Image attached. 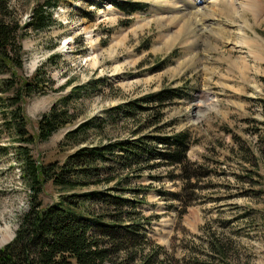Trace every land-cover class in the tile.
Returning <instances> with one entry per match:
<instances>
[{
    "label": "rangeland",
    "instance_id": "obj_1",
    "mask_svg": "<svg viewBox=\"0 0 264 264\" xmlns=\"http://www.w3.org/2000/svg\"><path fill=\"white\" fill-rule=\"evenodd\" d=\"M44 1L8 0L22 25ZM56 1L54 24L41 32L28 31L21 41L22 76L29 78L39 69L50 86L24 105L28 133L36 134L41 115L71 88L86 85V91L76 105L74 125L59 129L44 143L22 146L30 149L38 164H62L77 148L63 143L66 132L91 118L105 120L108 110L117 105L139 101L142 110L128 118L114 111L116 121L103 126L102 132H92L87 144L133 140L132 132L144 120H153L157 112L161 123L145 133L160 138L188 134L186 159L193 177L185 192L180 167L160 156L142 160L138 179L125 178L134 166L118 171L122 188L143 190L138 193V198L144 197L138 211L152 218L148 238L177 258L190 250L201 260L210 250L209 239H218L227 248L230 264H264V159L258 153V140L264 135V59L254 62L247 57L246 63L241 62L247 50L234 48L240 29L264 43V0H259L261 18L254 21L246 13L245 22L233 17L227 5L221 18L212 19L201 0ZM124 2L144 7L127 15L116 7ZM187 7L195 13L193 20L171 43L179 28L175 24L180 17L175 13L184 14ZM219 28L232 36L218 38ZM194 34L200 37L196 47L186 49L185 41ZM67 82L70 85L57 92ZM163 89L177 90L181 97L153 102L151 97ZM2 122L0 236L7 230L13 237L19 218L28 210L30 190L15 156L14 148L20 143ZM155 147L167 150L162 144ZM100 188L64 191L48 182L40 199L47 206L62 196ZM132 192L119 194L133 198Z\"/></svg>",
    "mask_w": 264,
    "mask_h": 264
},
{
    "label": "trees",
    "instance_id": "obj_2",
    "mask_svg": "<svg viewBox=\"0 0 264 264\" xmlns=\"http://www.w3.org/2000/svg\"><path fill=\"white\" fill-rule=\"evenodd\" d=\"M57 6L56 0H45L31 10L29 20L22 25L8 0H0V120L4 119L1 123L4 130L12 132L20 143L14 148L15 156L30 190L28 210L19 218L13 240L0 249V264H230L227 248L218 239H209L210 250L203 260L190 250L177 258L173 251L156 244L147 236L152 218L138 211V206L144 203V197L138 198V193L143 190L121 187L118 171L131 170L134 166L125 178L138 179L142 175V160L150 161L158 156L166 159L167 164L172 161L180 167L184 180L182 191L191 186L193 175L186 159L188 134L179 132L160 138L144 132L161 123L159 112L132 132L136 137L133 140L87 144L92 132H102L103 126L116 121L114 111L120 110L128 118L142 110L139 101L111 108L105 120L91 118L79 123L63 137L66 146L77 148L62 164H38L30 149L22 146L36 141L44 143L59 129L74 125L78 118L76 105L85 95L86 85L71 88L41 115L36 134L28 133L24 105L34 95L44 94L50 86L48 77L39 69L29 78L22 76L21 41L28 31L50 28L54 24L52 11ZM116 7L130 15L142 11L144 6L124 2ZM69 85L67 82L57 92ZM180 97L177 90L163 89L151 98L162 104ZM156 144L167 150H156ZM258 153L264 159V135L258 140ZM48 182L64 191L101 188L62 196L57 203L43 206L40 196ZM126 191H133V198L119 194Z\"/></svg>",
    "mask_w": 264,
    "mask_h": 264
},
{
    "label": "bare ground",
    "instance_id": "obj_3",
    "mask_svg": "<svg viewBox=\"0 0 264 264\" xmlns=\"http://www.w3.org/2000/svg\"><path fill=\"white\" fill-rule=\"evenodd\" d=\"M197 1V0H196ZM202 3H204L203 9L205 12L208 13V15L212 19L217 20L221 18V16L224 14L223 13V6L227 5L228 7L231 8V12L233 14V17H238L242 21H246L244 17H246V13H250L252 19L254 21L259 20L261 18V12L263 9L261 8V5L259 3V0H229L228 3L223 2V0H201ZM186 6V5H184ZM263 6V5H262ZM227 7V8H228ZM184 14L178 15L175 13L176 16L180 17V19H177V22L175 26H179L178 31L173 35L170 40L171 43L173 41H176L178 39L179 35L183 34L185 30H187V25L190 24V22L193 20V16L195 13H191L192 10H190L188 7L183 10ZM168 21V20H167ZM242 23L244 25L245 23ZM174 24V23H173ZM172 24V26H173ZM146 25V24H145ZM137 26V25H136ZM220 27V26H219ZM242 28V27H240ZM220 30L216 33L218 38H223L227 37V35H231V31L225 30L221 31ZM177 30V29H176ZM237 39H236V44L234 48L236 49L237 45L239 46V50L241 52L242 48H245L247 52L242 53L245 54L246 56L241 58V62H245L248 59L247 57H251L254 62L264 59V43L261 41L257 36L255 37H250L248 34L243 30H239V33L236 34ZM235 35V36H236ZM205 38V37H204ZM229 38V37H228ZM200 39L196 34H194L192 39L186 40V49H192L196 47L197 45V40ZM238 49V48H237ZM12 239V233L9 231H4L2 235L0 236V246L5 245Z\"/></svg>",
    "mask_w": 264,
    "mask_h": 264
},
{
    "label": "water",
    "instance_id": "obj_4",
    "mask_svg": "<svg viewBox=\"0 0 264 264\" xmlns=\"http://www.w3.org/2000/svg\"><path fill=\"white\" fill-rule=\"evenodd\" d=\"M14 237H15V233H14L12 239L8 243H10L13 240ZM8 243H6L5 245H7Z\"/></svg>",
    "mask_w": 264,
    "mask_h": 264
}]
</instances>
